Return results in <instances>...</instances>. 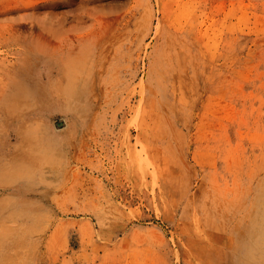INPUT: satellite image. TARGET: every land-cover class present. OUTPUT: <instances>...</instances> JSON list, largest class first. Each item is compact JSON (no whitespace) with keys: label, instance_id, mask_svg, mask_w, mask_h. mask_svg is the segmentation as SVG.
<instances>
[{"label":"rangeland","instance_id":"374dc122","mask_svg":"<svg viewBox=\"0 0 264 264\" xmlns=\"http://www.w3.org/2000/svg\"><path fill=\"white\" fill-rule=\"evenodd\" d=\"M263 204L264 0H0V264H261Z\"/></svg>","mask_w":264,"mask_h":264},{"label":"bare ground","instance_id":"6f19581e","mask_svg":"<svg viewBox=\"0 0 264 264\" xmlns=\"http://www.w3.org/2000/svg\"><path fill=\"white\" fill-rule=\"evenodd\" d=\"M256 215L257 216H259L260 215V217H262V219H263V221H264V204L262 205V206H259L258 207V210L256 211ZM263 226V229H262V231H261V233H260V235L261 234H263L262 235V237H260L259 238V241L262 243V244H264V225H262ZM253 245H254V250H258L259 248H258V241L257 240H255V242L253 243ZM259 246H260V244H259ZM263 248V247H262ZM264 253V252H263ZM256 259H260V256H257L254 252H253V255H251L250 256V260L252 261H254V260H256ZM264 263V261L261 263V264H263Z\"/></svg>","mask_w":264,"mask_h":264}]
</instances>
